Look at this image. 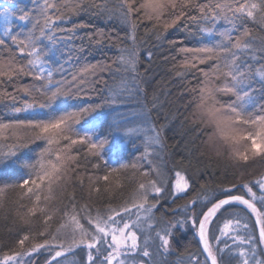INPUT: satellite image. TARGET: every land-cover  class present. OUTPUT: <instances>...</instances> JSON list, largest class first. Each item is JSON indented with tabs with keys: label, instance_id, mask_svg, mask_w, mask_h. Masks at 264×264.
Returning a JSON list of instances; mask_svg holds the SVG:
<instances>
[{
	"label": "snow or ice",
	"instance_id": "6c2138e0",
	"mask_svg": "<svg viewBox=\"0 0 264 264\" xmlns=\"http://www.w3.org/2000/svg\"><path fill=\"white\" fill-rule=\"evenodd\" d=\"M5 3L11 7L0 10V98L11 102L0 112V209L8 193L15 207L0 264H65L80 253L72 264H167L189 235L176 264H264V172L248 178L257 163L264 166V0H119L116 9L106 0H31L26 9ZM85 12L118 15L125 37L114 59L85 63L69 79L63 72L71 56L55 68L51 57L84 39L79 31L87 24L65 25ZM13 20L24 27L13 32ZM141 25L158 39L170 29L196 38L169 43L176 45L173 67L194 141L205 137L201 142L232 171L215 187L188 157L168 168L166 123L114 121L97 138L98 123L89 117L125 92L142 91ZM85 35L96 46L112 40L102 31ZM117 75L112 88L107 78ZM114 134L142 138V153L114 165L106 152Z\"/></svg>",
	"mask_w": 264,
	"mask_h": 264
},
{
	"label": "trees",
	"instance_id": "16d2710c",
	"mask_svg": "<svg viewBox=\"0 0 264 264\" xmlns=\"http://www.w3.org/2000/svg\"><path fill=\"white\" fill-rule=\"evenodd\" d=\"M97 2H104V0H97ZM106 2L113 9L119 6V0H106ZM15 4L25 9L32 6L31 0H15ZM4 7H11V5L6 4L5 0H0V10ZM13 10L19 13V8H14ZM13 23L16 25L13 32L24 27L19 21L13 20ZM72 23H85L88 25L86 29L79 31V37H84V39L81 40L80 38H76L70 41L69 43L72 47L65 48L63 53H56L55 56L51 57V60L54 61L53 67L55 68L57 64L63 63L66 57L71 56V61L64 65L65 71L63 72V75L67 76L69 79L71 74L85 63H95L101 60L110 62V60L114 59L117 55L116 46L120 44L125 37V29L118 15H114L109 19L104 16L93 15L91 12H85L78 16H74L65 26L71 27ZM149 27L151 26L149 25ZM252 27L253 35L258 39L261 32L255 25ZM96 31L104 32L106 37L110 35L112 40L109 41L105 39V43L100 46L90 43L85 34L94 33ZM170 41H177V43L183 41L186 44H194L196 38L190 36L185 40V33L178 29H170L163 37L158 39L154 32H146L144 25H141L137 32L136 44L140 52L141 62L139 67L143 75L136 81V85L142 89V91H132L128 94L127 92L123 93L120 103L93 113L92 116L89 117V120H94L98 123L99 132L97 138H101L107 135L108 131L113 127L112 119L114 117L111 116L113 111L116 110L118 113L123 114L121 115L122 121V118H125V115H131L130 112L133 110H143L148 116L149 110L151 109L149 119L151 124L155 122L156 125L159 126L161 123H166L164 133L166 143L163 154L168 168L172 169L176 161H180L183 157H188L193 164L199 167L204 176V180L208 181L212 187H215L217 183L224 180L225 175L231 176L232 171L228 170L226 172L224 162L210 151L206 144L201 142L205 137L202 136L200 140L194 141L191 131V120L185 119L186 116H189V111L185 109V104L187 103L186 98L181 95L183 83L176 78L173 67L177 62L176 59H174L176 56V45L169 43ZM81 44H83L84 47L83 51L78 50ZM149 52L152 54L150 60L148 59ZM57 57L59 59H57ZM145 69H147L146 72ZM107 79L109 86L118 88L119 75L115 78L108 77ZM8 91H12V89L9 88ZM93 99L99 100L100 97L96 96L94 93ZM10 102L11 101L6 98H0V112L6 111L4 105ZM153 105H155V108H153ZM165 117H167L166 121ZM114 119L113 121H116L118 118ZM112 138L113 136L109 138L111 143ZM130 147L131 149L127 151V154L126 152L120 155L119 153H114L113 155L108 154L113 158L112 162L114 165L117 164L118 160L121 162H130L143 151L142 145L136 143H131ZM106 152L108 153V151ZM189 152L193 155L189 156ZM200 152H203L204 155L200 156ZM186 166L187 165L184 164H176V169L183 170ZM191 171L192 169L190 168L189 173ZM250 171L253 175L248 178L253 179L256 175H259V173L264 172V166L257 163ZM174 174L175 173L172 172L170 178ZM127 191V189L124 190L125 194H127ZM71 193H73V190L69 188L68 191L63 194V199L66 201L68 195ZM74 195L78 202L83 203V201H80L81 192L79 190L75 191ZM13 198V194L8 193L5 206L3 209H0V245L9 242V233L6 225H10L11 223L15 206L8 201ZM112 202L113 204H118L120 201L116 198L113 199ZM99 203L100 202L97 201V204ZM180 203H183V201H180ZM5 214L8 215L7 221L4 220ZM189 240H191L190 235L184 237L183 241L179 243V251H183L185 244ZM190 250L194 251V246H190ZM173 251L178 250L174 248Z\"/></svg>",
	"mask_w": 264,
	"mask_h": 264
},
{
	"label": "rangeland",
	"instance_id": "374dc122",
	"mask_svg": "<svg viewBox=\"0 0 264 264\" xmlns=\"http://www.w3.org/2000/svg\"><path fill=\"white\" fill-rule=\"evenodd\" d=\"M128 94V92H127ZM131 115H125V118H122L121 121V115L118 113V111H113L111 113V116H113L114 118H118L116 120V122L121 123L125 126L128 127H135L139 124H143L146 123L148 125V127H151V122L149 119H147V113L144 112L143 110H133L130 112ZM128 117V118H127ZM112 119V122H114ZM126 119V120H125ZM131 143H136L139 145H142V147H144V144L142 143V138L140 137H136V138H126L123 135L120 134H114L113 138H112V143L110 144V146L108 147V149H106V151H108V154L113 155L114 153H119V155L121 153H125L127 154V151L129 149H131L130 144ZM171 182L175 181V174L170 178ZM68 259H66L65 264H72L73 261H79V260H74L71 257H67Z\"/></svg>",
	"mask_w": 264,
	"mask_h": 264
},
{
	"label": "flooded vegetation",
	"instance_id": "af4514ba",
	"mask_svg": "<svg viewBox=\"0 0 264 264\" xmlns=\"http://www.w3.org/2000/svg\"><path fill=\"white\" fill-rule=\"evenodd\" d=\"M180 252H181V251H173V254H172V255H169V256L166 258V260H167V264H176V261H177V258H178V256H179V253H180ZM81 255H83V253L76 254V255L69 254L67 257H71V258H73L74 260H77V259H79V257H80ZM67 257H66V259H68Z\"/></svg>",
	"mask_w": 264,
	"mask_h": 264
}]
</instances>
